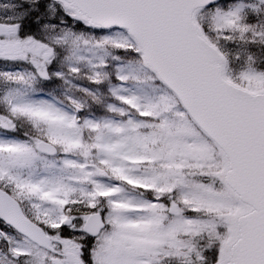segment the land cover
I'll return each mask as SVG.
<instances>
[{"label":"snow or ice","instance_id":"snow-or-ice-1","mask_svg":"<svg viewBox=\"0 0 264 264\" xmlns=\"http://www.w3.org/2000/svg\"><path fill=\"white\" fill-rule=\"evenodd\" d=\"M0 264H264V0H0Z\"/></svg>","mask_w":264,"mask_h":264}]
</instances>
